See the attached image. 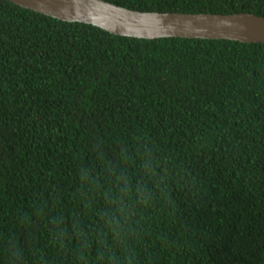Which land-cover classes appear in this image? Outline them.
I'll list each match as a JSON object with an SVG mask.
<instances>
[{
	"label": "trees",
	"instance_id": "obj_1",
	"mask_svg": "<svg viewBox=\"0 0 264 264\" xmlns=\"http://www.w3.org/2000/svg\"><path fill=\"white\" fill-rule=\"evenodd\" d=\"M106 1L264 16V0ZM0 264H264V43L0 0Z\"/></svg>",
	"mask_w": 264,
	"mask_h": 264
},
{
	"label": "water",
	"instance_id": "obj_2",
	"mask_svg": "<svg viewBox=\"0 0 264 264\" xmlns=\"http://www.w3.org/2000/svg\"><path fill=\"white\" fill-rule=\"evenodd\" d=\"M24 8L70 21L96 25L129 37H183L264 43V16L253 13L141 11L106 0H9Z\"/></svg>",
	"mask_w": 264,
	"mask_h": 264
}]
</instances>
